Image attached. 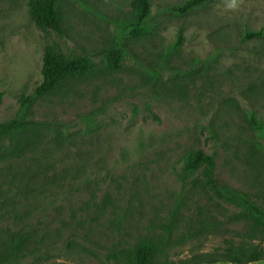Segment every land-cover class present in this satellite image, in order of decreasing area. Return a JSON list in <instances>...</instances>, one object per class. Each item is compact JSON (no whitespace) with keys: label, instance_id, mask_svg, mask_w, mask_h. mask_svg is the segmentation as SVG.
Wrapping results in <instances>:
<instances>
[{"label":"rangeland","instance_id":"1","mask_svg":"<svg viewBox=\"0 0 264 264\" xmlns=\"http://www.w3.org/2000/svg\"><path fill=\"white\" fill-rule=\"evenodd\" d=\"M131 1L59 0L57 34L34 25L28 0H0V123L41 84L47 47L87 56L96 71L30 107L38 148L14 159L0 142V255L6 228L22 226L9 220L16 210L30 214L27 223H38L40 235L46 228L51 239L57 235L55 247L77 244L41 264L103 263L114 248L159 233L174 213L169 263L230 264L227 247L249 243L246 212L219 187L251 201L264 197V181L244 163L246 125L237 116L253 108L243 93L264 69L256 56L264 42H241L239 34L264 28V0H212L186 17L169 11L184 0H151L149 34L129 38L111 67L107 53L132 19ZM179 27L185 31L177 46ZM254 108L264 119V100ZM190 150L215 154L211 181L202 168L182 174ZM259 246L263 260L251 264H264V242Z\"/></svg>","mask_w":264,"mask_h":264},{"label":"trees","instance_id":"2","mask_svg":"<svg viewBox=\"0 0 264 264\" xmlns=\"http://www.w3.org/2000/svg\"><path fill=\"white\" fill-rule=\"evenodd\" d=\"M59 0H28L27 14L34 25L44 32L61 33L60 13L58 9ZM212 0H184L169 8L176 16L186 17L201 7H204ZM132 19L127 24H121L118 28V37L114 45L107 53V64L116 66L126 52V42L129 38H145L150 30L151 0H132L130 3ZM185 27H179L176 45L180 46L183 41ZM241 42H264V28L250 30L245 27L239 34ZM259 57H264V50L260 51ZM95 66L87 56L66 57L53 47H47L42 57L41 75L42 82L35 89L34 93L22 96L19 100L20 110L18 114L7 122L0 123V142H6L9 146L6 155L10 158H21L26 150L38 148L41 143L39 129L33 128L28 121L27 113L30 107L39 98L46 97L59 91L68 82L91 77L95 74ZM251 80L244 90V97L252 101L248 109L237 116L243 120L246 128L242 147L244 163L250 173L258 182L264 181V119L263 115L257 113L254 107L262 105L264 100V69L258 77H250ZM3 103V93L0 92V108ZM234 107L239 110L236 102ZM246 135V136H245ZM182 174L191 176L196 169L202 168L203 177L211 181L215 167V154H205L201 150H190L182 157ZM221 192L228 196L237 206L246 212V219L250 222L251 228L248 232V242H241L237 245H229L225 250L226 258L230 264H251L263 260V251L259 243L264 242V197H258L251 201L244 194L234 192L227 187H219ZM109 206L104 201L100 212H106ZM176 214L170 215L168 222L163 224L159 233L144 235L139 241L123 248L111 250L106 260L100 264H184L183 261L169 263L165 253L169 249L170 234L175 227ZM30 214L26 211H14L9 220L19 222L22 226L16 229L6 228V250L0 255V264H41L51 257L50 252H60L65 255L72 253L73 242H67L64 249L55 247L48 229H43L41 235L38 230V223H27L30 221ZM31 224V225H30ZM14 227L17 224H13ZM18 226V225H17ZM14 230V231H13ZM259 241L257 245L252 244ZM51 245V246H50ZM43 247V248H41ZM164 256V258L162 257ZM29 263H24L27 259ZM63 264V263H58Z\"/></svg>","mask_w":264,"mask_h":264}]
</instances>
